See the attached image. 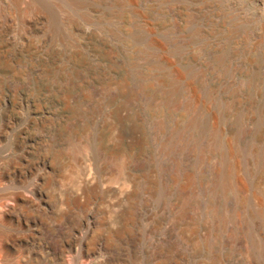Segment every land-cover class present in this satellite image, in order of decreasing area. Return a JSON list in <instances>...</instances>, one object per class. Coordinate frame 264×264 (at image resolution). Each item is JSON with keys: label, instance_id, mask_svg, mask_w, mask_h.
<instances>
[{"label": "rangeland", "instance_id": "374dc122", "mask_svg": "<svg viewBox=\"0 0 264 264\" xmlns=\"http://www.w3.org/2000/svg\"><path fill=\"white\" fill-rule=\"evenodd\" d=\"M135 1L136 7L129 0H0V255L12 264H257L259 258L249 256L250 218L257 200L252 193L264 189V162L249 171L243 164L246 190L227 196L210 191L221 149L201 166L190 141L193 156L174 172L178 155L161 148L151 98L135 94L139 81L129 70L122 33L130 25L147 32L138 9L158 37L164 25L185 33L213 30L208 42L227 46L226 73L209 72V81L223 84L220 97L232 99L231 109L218 113V129L228 139L252 127L238 141L247 160L253 148L264 155V60H258L264 0ZM215 1L230 2L227 23L215 16L218 9L202 6ZM241 18L228 43L210 26L224 29ZM200 44L169 58L187 66L194 56L197 67L216 63L199 53ZM147 67L143 62L139 69ZM122 79L130 90L118 88ZM215 102H209L213 110ZM187 108L176 103L171 111L180 116ZM203 118L209 127L216 124L210 115ZM168 122L169 131L174 122ZM176 123L185 126L182 117ZM188 169L205 186L184 194L179 183ZM211 202L215 218L206 207ZM254 233L263 238L264 228ZM162 235L171 239L170 252L150 262L151 245Z\"/></svg>", "mask_w": 264, "mask_h": 264}, {"label": "bare ground", "instance_id": "6f19581e", "mask_svg": "<svg viewBox=\"0 0 264 264\" xmlns=\"http://www.w3.org/2000/svg\"><path fill=\"white\" fill-rule=\"evenodd\" d=\"M129 3L133 5V7L137 6L135 0H129ZM72 4L75 6V2H72ZM202 6L210 9H218L215 16L225 20V23L233 16V12L230 10V2L228 6H224L218 1L213 3L203 2ZM203 7L202 9H204ZM135 14L142 18V23L147 26L145 28L147 32L145 30L136 31V26L130 25L126 31L122 33V36L130 46V56L128 60L130 66L129 70L130 68L136 70L135 81H139V84L135 87L136 96H141L144 99L151 98L152 102L150 105L153 106V104H155L152 109V116L156 119L155 122L158 135L164 136L161 148H164L165 153L173 151V153L178 155V157L174 158L172 161V170H174V172L178 171L183 162V158L193 156V154H190L189 149H187V144L190 143V141L193 142V148L198 152L197 162H200V164H202L201 166L210 164L211 162H207V159L210 158L209 156L216 154V152L221 149L223 151L222 157L220 159L218 157L213 165L212 172L214 181L212 185L210 184L212 188L210 189L211 194H222L223 196H227L231 191L243 194L246 190V185L244 184L246 172L242 170L243 164L246 170L249 171L251 168L257 167L261 162H264V155L253 148L250 150L251 152L247 153L251 155L247 156V160H245L244 150L240 147L238 141L242 139L244 134L247 135L251 133L252 127L248 124L242 126V130L234 134V137L221 139L222 134L218 129L217 123L219 117L218 113L220 115L223 111H229L232 107V99L220 97L219 93L224 89L223 84H211L209 81V72L216 73L219 71L221 73L224 71V74L226 73L225 68L222 66L225 60L227 46L211 45L208 40L213 30L207 33L206 31L203 32L200 27L195 28L190 33H185L183 30L164 25L160 30V37H158L157 33L154 32L152 24L146 20L145 15L140 13L139 9L135 11ZM209 16L210 15H208V17ZM243 20L244 19L241 18L240 21L237 20L236 22L224 25V29L214 23L210 24V26L214 28V33L216 31H223L226 42L228 43L229 40L235 37L236 33L243 25ZM211 21L214 22L215 18H211ZM116 33V35H120L119 33L121 32ZM197 42L201 43L199 53L202 55V53L206 52L212 55L217 60L216 63L207 64L204 67H197V58L194 56L193 63L187 66L173 62L169 58V55L177 51L182 52V50L189 48L193 43ZM155 51L162 54V56L159 55V59L154 55ZM258 60H264V53L258 57ZM143 62L148 64V67L145 70H140L139 66L142 65ZM162 67H166L167 70L160 74L158 68ZM197 69L199 70L197 71ZM197 77L201 78V82L197 83ZM250 82L252 81L250 80ZM154 85H157L155 90ZM118 88L130 90L129 81L122 79L118 82ZM182 96H185L186 103ZM213 100L217 101L215 102V110L211 109L209 105V102ZM176 103H183L185 107L188 106L186 112L180 113V116H176L171 111V108ZM204 115H210L215 120L216 124L209 127L204 121ZM176 117H182V119L185 120L184 128L177 125ZM168 120L174 122L170 126L169 131ZM194 130H196L195 133L193 132ZM186 133H189V135ZM168 134L170 136L165 137V135ZM206 136H208V138L204 139ZM205 151H207V153H205ZM177 180L178 178L172 177L174 183H176ZM197 184L201 186L203 182L195 169H188L184 172L183 178L179 183L180 189L184 194H187V191ZM206 185V188H209V185ZM203 186H205V184ZM193 193H195L194 190ZM252 194L257 197V200H255V215L252 216L255 218H250L252 233L251 253L249 251V256L252 254V262L259 258L257 264H264V237L262 238L260 234L257 233L258 235H256V233H254V230L259 231L261 228H264V189H259V191L255 190ZM225 199L228 201L229 198L225 197ZM245 202V200H242L243 204ZM211 203L212 204H207L206 207L215 218L218 214V208L215 206V203ZM121 231L122 229L119 228L114 231V234L117 235ZM171 243L169 236L162 235L158 243L151 245L152 251L149 252L147 256L148 260L152 262L157 258L156 255H168L170 251H168L167 248ZM160 244L166 245V249L160 251ZM0 263L12 264L8 257L4 255H0ZM130 264H132V262ZM154 264L161 263L156 262Z\"/></svg>", "mask_w": 264, "mask_h": 264}]
</instances>
